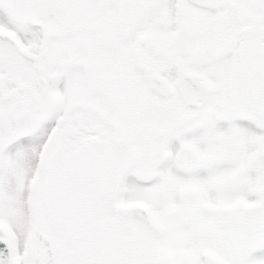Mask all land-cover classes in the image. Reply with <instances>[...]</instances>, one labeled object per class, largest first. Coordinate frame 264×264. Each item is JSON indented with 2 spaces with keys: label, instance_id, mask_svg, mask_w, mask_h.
Returning <instances> with one entry per match:
<instances>
[{
  "label": "snow or ice",
  "instance_id": "snow-or-ice-1",
  "mask_svg": "<svg viewBox=\"0 0 264 264\" xmlns=\"http://www.w3.org/2000/svg\"><path fill=\"white\" fill-rule=\"evenodd\" d=\"M264 0H0V264H264Z\"/></svg>",
  "mask_w": 264,
  "mask_h": 264
},
{
  "label": "rangeland",
  "instance_id": "rangeland-1",
  "mask_svg": "<svg viewBox=\"0 0 264 264\" xmlns=\"http://www.w3.org/2000/svg\"><path fill=\"white\" fill-rule=\"evenodd\" d=\"M262 254H264V253H257L256 255H262Z\"/></svg>",
  "mask_w": 264,
  "mask_h": 264
}]
</instances>
